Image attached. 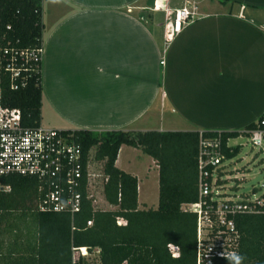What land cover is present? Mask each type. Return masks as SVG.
I'll use <instances>...</instances> for the list:
<instances>
[{
	"label": "crops",
	"instance_id": "obj_1",
	"mask_svg": "<svg viewBox=\"0 0 264 264\" xmlns=\"http://www.w3.org/2000/svg\"><path fill=\"white\" fill-rule=\"evenodd\" d=\"M45 1L40 124L243 131L264 112V0L200 1L178 32L169 0ZM146 5L150 22L133 12ZM115 166L137 178L138 208H156L153 158L123 144Z\"/></svg>",
	"mask_w": 264,
	"mask_h": 264
},
{
	"label": "trees",
	"instance_id": "obj_2",
	"mask_svg": "<svg viewBox=\"0 0 264 264\" xmlns=\"http://www.w3.org/2000/svg\"><path fill=\"white\" fill-rule=\"evenodd\" d=\"M41 16L42 0H0V107L20 109L26 126L40 124L41 61H25L20 53L42 47ZM11 67L21 70L14 79ZM262 118L264 112L243 131L67 130L81 145L84 163L89 156L103 162L102 173L107 177L103 195L115 208L94 209L83 186L82 207L73 217L66 212H40L35 179L2 176L0 264H196V216L183 205L198 200L199 135L220 133L223 152L231 158L239 146L228 148L227 141L247 136ZM123 144L140 149L156 162V208H138L137 178L115 166ZM118 219L125 224H118ZM26 220L32 231L23 232ZM89 220L91 226H87ZM235 225L237 253L246 257L244 264H264V213L237 215ZM3 232L10 237H1ZM170 246L178 247L177 256ZM79 248H86L92 257L81 255ZM215 264L226 261L217 259Z\"/></svg>",
	"mask_w": 264,
	"mask_h": 264
},
{
	"label": "built area",
	"instance_id": "obj_3",
	"mask_svg": "<svg viewBox=\"0 0 264 264\" xmlns=\"http://www.w3.org/2000/svg\"><path fill=\"white\" fill-rule=\"evenodd\" d=\"M173 14V31L178 32L198 16V4L195 0H183L180 7L173 9ZM20 56L37 64L42 60V47L23 51ZM10 71L12 79L21 72L15 67ZM13 88L17 86L13 84ZM247 139L252 147L264 149V118L259 127L248 132ZM229 141L228 148L232 147ZM226 159L220 133L199 135L198 200L183 205L184 210L196 216V264H215L217 259H223L219 253L237 252L239 233L235 217L264 213V193L236 196L223 189L222 167ZM92 163V156L84 163L81 145L72 132L41 124L26 126L20 109L0 107V177L16 174L35 179L37 211L66 212L73 217L82 207L83 186L93 206L96 199L91 192L96 190V179L101 178L103 185L107 177L96 173ZM117 223L125 224V221L118 219ZM91 224V220L87 221V226ZM170 249L173 256L178 255L177 246ZM79 251L87 255L86 248Z\"/></svg>",
	"mask_w": 264,
	"mask_h": 264
},
{
	"label": "rangeland",
	"instance_id": "obj_4",
	"mask_svg": "<svg viewBox=\"0 0 264 264\" xmlns=\"http://www.w3.org/2000/svg\"><path fill=\"white\" fill-rule=\"evenodd\" d=\"M43 1V0H42ZM47 1V0H46ZM45 1V8L50 9V6L48 7L49 2L46 3ZM169 6L170 7H179L182 5L183 0H169ZM201 1V3H200ZM217 0H195L196 4L199 5H212V2H215ZM150 5H146V7L143 8H137L133 12L142 14L143 17H145L147 22H150L151 12ZM169 14L171 17H173V12L169 11ZM164 15L166 16V12H164ZM42 125L44 126H50V124L45 120V118L42 120ZM230 145L232 146H239V152L231 157L224 160V166L222 167L224 170L223 173V189L229 193L234 194L236 196L239 195H251L256 194L260 195L264 193V149L260 150L256 147H252L247 139V136L241 135L240 137L233 138L230 140ZM140 162L143 163V161L140 160ZM102 167L103 162L102 161H93L92 168L96 173H102ZM97 187L94 193L96 202L94 203L93 207L94 209H100V210H109L114 209L115 207L108 205V203L105 201L103 190H102V182L101 178H97ZM22 230L23 232L32 231V226L29 223L28 220L25 221L24 224H22ZM1 237L3 238H9L10 233L9 232H3L1 234ZM81 254V252H80ZM82 255V254H81ZM86 257H92L89 255H86Z\"/></svg>",
	"mask_w": 264,
	"mask_h": 264
},
{
	"label": "clouds",
	"instance_id": "obj_5",
	"mask_svg": "<svg viewBox=\"0 0 264 264\" xmlns=\"http://www.w3.org/2000/svg\"><path fill=\"white\" fill-rule=\"evenodd\" d=\"M219 255L226 261V264H244L246 257L237 252L219 253Z\"/></svg>",
	"mask_w": 264,
	"mask_h": 264
}]
</instances>
